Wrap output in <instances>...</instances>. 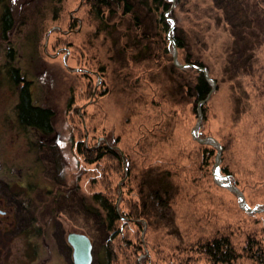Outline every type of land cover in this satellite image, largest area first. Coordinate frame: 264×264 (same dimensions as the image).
I'll list each match as a JSON object with an SVG mask.
<instances>
[{
  "label": "rangeland",
  "instance_id": "1",
  "mask_svg": "<svg viewBox=\"0 0 264 264\" xmlns=\"http://www.w3.org/2000/svg\"><path fill=\"white\" fill-rule=\"evenodd\" d=\"M166 1L170 7L162 16L168 25L165 12L174 21L170 38L180 36L185 44L181 53L174 43L178 63L189 64L182 58L198 53L212 67L211 76L206 71L215 88L199 107L198 137L220 143V171L227 169L248 206L264 209V42L249 72L229 78L223 70L228 34L208 1ZM8 3L13 26L0 38V264H72L69 232L89 238L91 264H98L104 232L85 203L97 191L112 193L128 215L112 242L113 264H211L200 247L220 236L239 253L234 264H264L243 251L249 238L264 237V211H244L239 196L215 182V147L203 164L205 144L191 135L197 108L191 99L169 95L163 67L171 62L179 69L169 27L168 53L154 30L155 60L144 61L129 47L121 50L117 40L119 30L129 28L128 17L116 19L114 38L95 34L89 0ZM5 65L18 68L34 105L53 113L49 136L19 126L15 105L23 83L13 85ZM102 144L125 161L120 171L115 165L92 180L96 164L88 165L79 150ZM150 181L155 187H148ZM156 185L168 190V210L139 218L135 204L146 205L144 214L153 211ZM125 240L132 243L127 255Z\"/></svg>",
  "mask_w": 264,
  "mask_h": 264
},
{
  "label": "trees",
  "instance_id": "2",
  "mask_svg": "<svg viewBox=\"0 0 264 264\" xmlns=\"http://www.w3.org/2000/svg\"><path fill=\"white\" fill-rule=\"evenodd\" d=\"M53 2H61V0H49ZM210 10L214 11L219 16V20L224 25L225 32L228 34L229 46L225 49L224 73L230 76H241L247 74L252 66L255 50L259 48L264 42V0H207ZM90 13L93 20L96 22L95 34L106 33L110 37L115 31L118 30V25L115 24L116 19L128 17L129 28L126 31H120L117 40H120L122 49L127 47L132 49L133 56L138 53L142 60H155V50L152 46L153 31L158 34V38L164 43L163 52L168 53L166 44V36L164 35L169 25L162 16V12L170 7V1L166 0H89ZM13 8L9 5L8 0H0V38L5 39L7 33L12 29L14 12ZM60 10L58 6L53 8V14L57 16ZM55 18V17H54ZM149 24V25H148ZM175 36V32H174ZM114 38V36H112ZM131 38V40H130ZM153 38V39H152ZM124 40V42H123ZM176 47L182 53L185 48L183 38L180 36L174 37ZM131 53V55H132ZM11 50H8L6 57H12ZM158 56V55H157ZM140 61V60H138ZM137 61V62H138ZM183 63H189L194 66H199L208 70L211 76V66L207 64L206 60L201 55L196 53L186 54L181 60ZM6 75L13 85H17L20 81L23 83L18 89V101L15 105V114L17 122L20 127L32 129L39 133L41 136H49L52 134V112L46 107L34 105L31 100L30 93L27 87V81L20 75L18 68L11 65H5ZM168 81L172 92L169 95H179L182 98L191 99L194 111L200 101H205L212 89L210 82L198 70L188 67L185 69H175L171 62L166 63L162 71ZM214 77V76H213ZM216 78V77H215ZM218 85V83H217ZM167 91V87H166ZM206 112L204 110V117ZM201 135V133H200ZM213 145L205 144L202 149L203 164L205 161L214 156ZM79 150L80 154L86 156V163L96 164L95 167L90 169L92 171V180H98L102 177L104 172L125 161L117 152L108 147L107 145H99L98 148L90 151ZM88 151L91 152L88 158ZM222 174H226L230 178L227 169L223 167ZM154 181V180H153ZM148 187H155L154 183L148 182ZM162 189V188H161ZM160 187L156 185L155 191L151 194L153 200V211H145L146 205L144 203H136L135 207L138 209V217H150L156 208L168 210L167 204L169 203V193L166 189L161 191ZM168 193V194H167ZM116 200V199H115ZM114 195L110 196L101 191L94 192L86 200V210L89 214L98 218L100 225L103 228L104 239L102 241L101 257L97 258L98 264H113L114 250L112 242L117 240L120 234V226L118 225L127 220L128 215L122 212L116 206ZM144 202V201H143ZM85 206V205H84ZM145 206V207H144ZM140 207H143V211ZM140 210V211H139ZM142 211V215H141ZM156 213V212H155ZM130 214V213H129ZM140 220V219H139ZM138 225L140 222L135 221ZM251 237V236H250ZM247 246L243 249L246 252L248 259H252L258 263H264V237L249 238ZM127 250L132 247L130 241L125 240ZM140 246L136 245V250L132 253L135 259L139 256L138 250ZM201 251L205 254L211 264H234L239 258L237 253L228 239V237H215L205 241L201 245ZM124 254V252H123ZM138 263V262H136Z\"/></svg>",
  "mask_w": 264,
  "mask_h": 264
},
{
  "label": "water",
  "instance_id": "3",
  "mask_svg": "<svg viewBox=\"0 0 264 264\" xmlns=\"http://www.w3.org/2000/svg\"><path fill=\"white\" fill-rule=\"evenodd\" d=\"M167 13H164V16L166 17V19L169 21V31L167 34L168 40L170 41V43L173 46V55H172V60H173V65L179 69H184V68H188L191 67L193 69H195L196 71L198 70L199 72L202 73L203 76H205L206 80L208 82H210L211 87H214L215 81L207 75V71L205 68L199 67V66H194V65H190V64H179L177 61V52L174 46V42L173 40L170 38V32L171 30L174 28V21L172 18L167 17ZM204 101H200L197 105V122L194 125V127L191 130V135L192 138L198 143V144H209V145H213L215 147L216 150V158H215V162L214 165L212 167V175L214 177L215 182L221 186V187H225L230 189L231 192H233L234 194L236 193L238 197V205L239 207H241L244 211H249V212H258V211H264V209H257V208H251L250 206H248L245 202L244 196L241 193V191L235 186L230 184L229 178L226 174H221L220 173V157H221V145L219 142H217V140L214 137H203V138H199L198 137V127L200 124V121L202 119V111L199 109L200 105L203 103ZM224 181V183L222 184L221 181ZM67 242L70 245L71 249H72V260H73V264H91L92 261V255H91V242L89 240V238L83 234H78V233H68L67 235Z\"/></svg>",
  "mask_w": 264,
  "mask_h": 264
},
{
  "label": "flooded vegetation",
  "instance_id": "4",
  "mask_svg": "<svg viewBox=\"0 0 264 264\" xmlns=\"http://www.w3.org/2000/svg\"><path fill=\"white\" fill-rule=\"evenodd\" d=\"M3 182H4L5 185L7 184L6 181L3 180ZM1 214H3V212L0 210V215H1ZM69 233H70V232H69ZM78 234H82V233H78ZM67 235H68V234H67ZM72 264H73V260H72Z\"/></svg>",
  "mask_w": 264,
  "mask_h": 264
},
{
  "label": "bare ground",
  "instance_id": "5",
  "mask_svg": "<svg viewBox=\"0 0 264 264\" xmlns=\"http://www.w3.org/2000/svg\"><path fill=\"white\" fill-rule=\"evenodd\" d=\"M220 173H221V171H220ZM222 174V173H221ZM224 175V174H223ZM229 178V177H228Z\"/></svg>",
  "mask_w": 264,
  "mask_h": 264
}]
</instances>
